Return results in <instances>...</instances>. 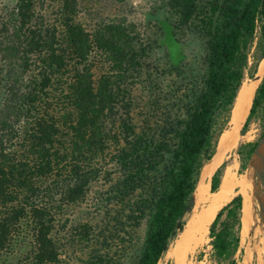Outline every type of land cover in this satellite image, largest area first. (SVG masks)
<instances>
[{"label": "trees", "instance_id": "1", "mask_svg": "<svg viewBox=\"0 0 264 264\" xmlns=\"http://www.w3.org/2000/svg\"><path fill=\"white\" fill-rule=\"evenodd\" d=\"M1 3L0 258L26 238L29 249L15 264H55L64 209L103 178L111 182L107 202L118 205L117 226L147 218L138 264H158L185 226L243 81L264 58V0H164L172 39L194 33L203 41L194 65L181 49H164L163 62H154L159 39L147 40L134 23L86 27L79 0ZM143 73L151 97L136 121L131 88ZM259 112L264 74L240 135ZM224 164L211 175V191ZM241 208L236 194L208 226L216 264L238 263ZM75 233L90 241L88 227ZM93 259L87 264L105 262Z\"/></svg>", "mask_w": 264, "mask_h": 264}, {"label": "rangeland", "instance_id": "2", "mask_svg": "<svg viewBox=\"0 0 264 264\" xmlns=\"http://www.w3.org/2000/svg\"><path fill=\"white\" fill-rule=\"evenodd\" d=\"M168 15L164 0H79V20L86 27L92 28L97 24L111 20H124L134 23L147 40L159 39L160 44L155 45L151 55L154 62H163L164 49H181L185 55V60L193 65L196 64L204 49L202 39L194 33H188L180 40L176 41V39L175 42L167 27ZM259 64L257 72L252 77L247 76L245 82L254 84L255 76L259 75L260 72ZM260 81L261 77L255 83L256 87ZM149 85V78L145 73L135 78L132 83V114L136 121L141 120L148 113V101L151 97ZM244 120L238 127L239 135ZM232 126L229 123L228 129ZM263 131L264 112H259L250 120L245 133L239 136L235 148L224 151L218 148L217 142V151L223 154V158L216 167L218 168L223 162L225 163L222 168V175L226 166L235 162L234 173L236 177L240 178L242 175L247 174L246 178L249 183L248 162L251 154H248V143L257 142ZM239 145H242L240 150H238ZM216 167L213 172L217 169ZM110 183L103 178H99L90 185L80 201L64 209L61 222L67 219L66 226L62 231H57L54 234L59 245V256L55 264H87L99 255L105 259V262H101V264H138L142 243L147 231V218H144L138 227H133L130 221H126L122 226H117L113 215H115L118 205L107 202ZM247 190L251 193L249 186ZM240 192L239 188H234L232 197L236 194L241 195ZM187 217L188 214L186 219ZM107 223L108 230H105ZM83 226L88 227L90 235V241L88 242L79 241L75 236V231ZM178 236L179 234L170 242L168 248L173 247ZM259 239L260 235L254 236L253 231L244 233L240 228V245L236 253L237 264H264V241ZM209 241L210 238L207 232L203 241L188 252L186 263L216 264L210 259L211 246ZM19 245L21 246L20 249H18ZM15 247L14 255H10L6 260L3 259L4 256L1 257L0 264H15L18 258L23 257L29 249L28 239L25 238L23 242L19 241ZM158 264H174V258L166 251Z\"/></svg>", "mask_w": 264, "mask_h": 264}, {"label": "bare ground", "instance_id": "3", "mask_svg": "<svg viewBox=\"0 0 264 264\" xmlns=\"http://www.w3.org/2000/svg\"><path fill=\"white\" fill-rule=\"evenodd\" d=\"M258 79L254 84L243 81L231 110L230 129L224 130L218 140V148L224 151L232 150L239 140L238 127L248 114L251 101L256 89L259 76L264 72V58L260 61ZM223 154L219 151L206 163L201 170L200 178L194 191L195 203L188 214L185 226L179 233L173 247L167 253L174 258V264H187L188 252L203 241L208 232V226L217 211L232 199L234 188H239L242 196L241 230L244 233L253 231L254 236L260 235L264 241V199L249 193L247 187V174L236 177L235 162L229 163L222 175L220 185L216 191L210 189V178L213 169L221 162ZM217 168V167H216ZM259 210V214H258Z\"/></svg>", "mask_w": 264, "mask_h": 264}, {"label": "water", "instance_id": "4", "mask_svg": "<svg viewBox=\"0 0 264 264\" xmlns=\"http://www.w3.org/2000/svg\"><path fill=\"white\" fill-rule=\"evenodd\" d=\"M262 75L259 77H262ZM256 78H258V75L255 76V79ZM216 151H217V147H216ZM216 151L214 155L216 154ZM248 168H249L250 192L264 199V131L261 137L259 138V140L257 141L250 155L249 162H248ZM194 203H195V196L193 193L191 198L188 201V205L185 208V212L187 214L191 212L194 206ZM178 226H180V223L178 224ZM165 249H167L166 245H165Z\"/></svg>", "mask_w": 264, "mask_h": 264}]
</instances>
